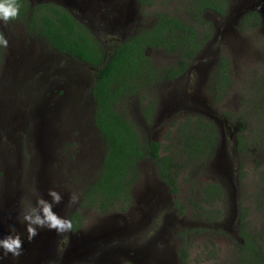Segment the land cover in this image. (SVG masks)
Segmentation results:
<instances>
[{
	"label": "rangeland",
	"instance_id": "1",
	"mask_svg": "<svg viewBox=\"0 0 264 264\" xmlns=\"http://www.w3.org/2000/svg\"><path fill=\"white\" fill-rule=\"evenodd\" d=\"M103 1L108 5L118 4L123 13L137 12L133 28L139 29L141 26H136L139 23L147 26L153 13L159 11L189 19L184 11L186 0H155L153 5L144 9L137 4L125 7L127 4L124 3L129 0ZM104 2L103 6L106 4ZM228 2V11L220 18L212 12H204L208 24L199 23L197 32L198 36L205 32L210 34L201 47H205L206 51L201 49L191 62L189 71L177 80L159 85L157 119L150 126H140L147 139L163 142L165 134L172 129L171 124H176L184 115L183 109L196 107L195 102L200 103L203 107L197 105L196 112L212 118L220 132L214 158L204 169L196 167L191 173L189 170L180 172L176 177V194L157 181L151 160H143L140 163L141 175L132 188L133 204L126 212L117 209L104 215L94 209H82L79 215L83 220L76 233L58 234L53 230L48 239V229H38L37 237L47 242L43 245L44 250L43 247L39 250L38 261L42 259L47 264H61L63 252L70 248L69 240L75 234L105 231L109 235L108 242H98L95 252L86 254L82 264H122L126 260L135 264H235L236 243L241 238L236 225L240 209L244 208L247 213L246 231H256L261 225L262 218L255 209L252 196L259 177L257 166L264 165V159L252 157V154L243 157L234 154L236 127L225 114L236 110L238 88L234 85L224 100L213 103L211 84L216 66L211 68L219 57L226 58L234 73V83L239 86L250 79L249 74L253 69L263 74L264 55L261 50L264 48V26L254 31L238 30L239 20L235 21L234 16L239 12L238 7L243 8L245 3H240L242 0ZM123 22L120 21V24ZM95 24L92 21L98 40L109 51L116 43L114 39L122 33V25L112 26L110 20L102 21L100 27ZM0 27V32L8 40L7 49L0 47L4 51L0 59V95L8 94L7 97L11 98V94H15L14 99L6 101L0 96V239L9 234V225L14 224L24 241L27 235L25 225L17 222L21 201L31 199L34 203V193H39L42 197L47 196L51 202L47 190L54 189L63 197L56 214L68 218L78 206V203H69V196L73 192L79 196L82 188L93 179L101 151L85 98L88 84L81 99H77L76 95V82L88 80L91 69L86 65L78 69L77 65L70 80L64 75H52L56 64L48 65L42 59L41 64L28 73L23 67L18 70L24 80L18 79L20 85L16 86L12 83L16 73L11 65L22 56L18 52L24 50L28 43H33L37 49L36 55H40L36 59L39 61L42 57H48L49 46L42 38L27 34L22 20L7 24L0 21ZM148 53L154 62L163 67L171 65L176 59L175 55L162 51ZM51 54L58 61L57 55ZM64 62L62 59L56 66L60 67ZM203 65L209 66L208 69L202 68ZM200 72L206 73L204 85L200 81ZM55 86L60 90L68 88L70 96L65 102L61 101L63 104L58 103L59 113H50V107L60 102L54 101L55 98L48 92L49 87ZM170 95L183 99L185 105L180 103L175 111L166 107ZM130 103V109L136 114L135 102ZM253 131L250 128L249 133ZM239 172H243L241 179H238ZM216 179L223 181L226 196L223 201H216L210 207V216H214L213 210L222 211L215 225L204 219L194 202L199 197V188ZM231 214L233 219L229 225L227 220ZM89 255L93 257L89 258ZM25 256L24 259L22 254L13 257L0 250V264H37L35 258Z\"/></svg>",
	"mask_w": 264,
	"mask_h": 264
},
{
	"label": "trees",
	"instance_id": "2",
	"mask_svg": "<svg viewBox=\"0 0 264 264\" xmlns=\"http://www.w3.org/2000/svg\"><path fill=\"white\" fill-rule=\"evenodd\" d=\"M137 1L141 7H150L155 0ZM228 1L186 0L184 11L188 20L165 11L154 12L150 27L136 30L106 51L97 36L61 6L39 3L30 7L28 0H18L20 17L9 23L22 20L28 34L42 38L51 48L98 66L88 92L93 102L90 119L97 131L101 158L95 176L82 188L78 206L69 216L72 233L81 226L83 217L79 212L82 209H94L106 215L117 209L126 212L131 207L132 188L141 175L143 160H151L157 181L176 194V177L180 172L189 170L191 173L196 167L204 169L214 158L220 142L217 124L191 108L183 109L184 115L176 124H171L172 129L165 134L163 142L147 139L140 126H150L157 119L159 85L187 72L199 55L210 35L205 32L197 36L199 23L208 24L204 12L210 10L222 16L230 6ZM260 26V15L253 10L240 18L237 28L254 31ZM106 31L107 28L104 33ZM148 51L166 52L176 59L163 67L154 62ZM261 51L264 55V48ZM2 52L0 50V59ZM262 68L263 74L253 69L250 79L239 86L234 83L229 60L219 57L212 74L213 103L224 100L234 85L238 88L237 108L225 116L236 127L235 151L242 157L252 154L264 159V66ZM130 101L135 102L136 114L130 109ZM250 128L253 133H249ZM257 167L259 177L252 197L262 221L256 231H246L247 213L244 208L240 209L238 229L242 241L236 243L235 264H264V165ZM239 173L238 179H241L243 172ZM198 195L194 205L204 219L210 223L220 219L222 211L213 210L214 216H210V207L225 199L223 181L216 179L202 185Z\"/></svg>",
	"mask_w": 264,
	"mask_h": 264
},
{
	"label": "flooded vegetation",
	"instance_id": "3",
	"mask_svg": "<svg viewBox=\"0 0 264 264\" xmlns=\"http://www.w3.org/2000/svg\"><path fill=\"white\" fill-rule=\"evenodd\" d=\"M125 1H127V0H125ZM103 2H104L103 0H30V7H33L34 5L39 4V3H51V4H56L57 6H61L62 8H64L69 13V15L73 19L79 21L82 25L88 27L90 29V31L93 34H95V36H97V34L94 31V29H93L92 21H93V23L96 22V24H95L96 27L98 25L100 26L102 21L106 22L108 20L111 21V25L112 26L114 24H116L117 27H120V25H122V28H121L122 33L120 34V36H118L119 38L114 39L116 43L114 44L113 48L116 47L122 41H124L127 37H129L131 33L135 32V30H139V29H141L143 27H150L152 25L153 21H154V18L153 19L151 18L149 20L150 22L148 21L149 23L147 24V26L139 25L140 24L139 23V24L136 25V26H141L139 29L138 28H133V27H135V22H134L135 21V19H134L135 18V14L137 13V12H133V13H129L128 14L129 17H128L126 22L125 21L123 22V24H120V22L116 23V22L113 21V19L116 18V17H119L120 16V12L119 11H121L118 8V4L108 5L106 2H104L106 4L103 6L102 5ZM240 3H245V5L243 6V8L238 7L239 12H236V15L234 16V20L235 21L240 20L242 15L249 11L248 8H253V9H255V11H257L259 13L260 18H261V25H262V28H263V26H264V0H242V2H240ZM124 4H127V5H125V7L131 6L132 4H134V5L137 4L138 6H140L137 0H129V2H126ZM142 8L144 9V8H147V7L144 6ZM87 10H89V12L85 13ZM206 11L214 13L219 18L222 17L221 15H219V14L213 12V11H210V10H206ZM227 11H228V9H227ZM181 17H182V15H181ZM89 18H90V20H89ZM91 19H94V20H91ZM107 23H109V22H107ZM194 25H196V24L194 23ZM24 28H25L26 33L28 34L26 26ZM225 31H226V29H225ZM227 31H228V29H227ZM197 36H198V34H197ZM49 47H47L48 48L47 49L48 50L47 51L48 57L47 58L42 57L41 59H39V61L36 60V59L39 58L40 55H36V50L37 49L35 48V45L33 43H28L25 47H23L24 50L18 52L19 54H22V56H20V58L18 60H15L13 62V64L11 65L12 71L14 73H16V76L14 78L12 77V83L14 85H16V86L20 85V82H19L18 79H23V76L22 75L20 76L18 70H20L23 67L25 72L28 73L29 70L36 69L35 67L38 66L39 64H41L40 62H41L42 59L47 61L46 63L48 65L50 64L51 66H53V64L57 65L58 63H60V61L62 59H64L65 62L60 67L55 65V70L53 71L52 75H55V74L56 75H62V76L64 75L66 78H69L70 80H71V77L73 75L72 72H73L74 68H76L77 65H78V67H77L78 69H79L80 66L86 65L89 69H91L92 73H91L90 77L88 78V80H84L82 78L83 80L80 79V80H78L76 82V87L78 88V91H77L76 95L78 96L77 99H81L80 96H82V93L84 91V87L86 86V84H88V86H87V88L85 90V98H86V101H87V105L89 107L88 111L90 112V116H91V114L93 112V102H92L91 94L88 92V90L91 89V87H92V83L94 81V73L97 70L98 66L93 67V66H91L89 64L81 62L78 59H74L73 57H71L68 54H61L56 49L51 48V47L49 48ZM112 49H110V50H112ZM202 49H203L202 51H206L205 47H203ZM51 52L53 53V55H57L56 58H58V61L55 60V57L52 56ZM2 54H4V51L2 52ZM71 61L74 62V63H71ZM69 62L71 63V65H69ZM43 64H44V62H43ZM216 65H217V62H213V66H212L211 69H213ZM205 67H206V65L202 66V68H205ZM208 67L209 66H207L206 69H208ZM190 68H191V66H189V69ZM69 69H70V72H69ZM189 69L187 71H189ZM209 72H210V70H209ZM200 74H201L200 75L201 76L200 77L201 84L204 85V81L205 80L203 78H204V75L206 73L205 72L204 73L200 72ZM53 77L56 78L55 76H53ZM174 80H177V78L174 79ZM202 86L199 85V87L204 88ZM206 88H207L208 92L210 93L209 88L205 86V89ZM67 89L68 88L63 87L60 90V87H58V86L49 87L48 92L50 93V95L52 97L55 98L54 101H56V100L60 101V102L54 103L53 108L50 107V109H49L50 113H53V112L59 113V110H58L59 105L63 104L62 102H65L67 100V98L70 96L69 95V91ZM11 95H12L11 98L14 99L15 94L12 93ZM0 96L2 97L3 101L11 100L10 97H7V96H9L8 94H1ZM182 96H183V93H182ZM183 101L184 100L183 99L181 100V98L180 99H178L176 97L173 98V96L170 95L169 98L166 100V105H167L166 107H169V108H171V110L175 111L176 110L175 107L177 105H180V103L183 104L184 103ZM58 103H60V104L58 105ZM79 104H80V102H79ZM183 105H185V104H183ZM197 105L203 107L202 104H200V103L198 104V103L195 102V106L196 107H197ZM163 107H165V106H163ZM196 107L190 106V107H186V109L191 108V109H193L195 111H198ZM36 113L38 114L39 111H36ZM91 124H92V122H91ZM93 129L95 130V133H96L97 131H96L94 126H93ZM92 144H94V143L92 142ZM233 151H234V154H237L235 149ZM233 207H234V205H233ZM231 212H232V210H231ZM239 215L240 214L238 212V218L236 220L237 231H239V229H238V226H239ZM68 219H69V215H68ZM228 219L229 220H227V223L230 225L232 223V219H233L232 214H231V216H228ZM215 222L216 221L211 222V224H215L216 225ZM235 233H236V231H235ZM240 241H242V240L240 239ZM25 254H24V257H25ZM37 256H38V253H36V256L34 257L36 259L35 261L37 262V264H43L44 261L42 259H39V261H38V259L36 258ZM92 257H93L92 255H89V258H92ZM0 261H2V260L0 259ZM126 261H129V260H126ZM126 261H124L122 264H124ZM130 262H132V264H135L133 261H130ZM44 264H47V263L44 262ZM86 264H92V263H86Z\"/></svg>",
	"mask_w": 264,
	"mask_h": 264
},
{
	"label": "clouds",
	"instance_id": "4",
	"mask_svg": "<svg viewBox=\"0 0 264 264\" xmlns=\"http://www.w3.org/2000/svg\"><path fill=\"white\" fill-rule=\"evenodd\" d=\"M20 7L18 0H0V21L5 24L17 20L20 17ZM0 47L7 49L8 40L0 32ZM47 194L51 197V202L44 199L41 194L34 193L35 202L31 199L21 201V209L17 216V222L24 224L27 233V239L31 241L37 234L38 229L47 228L55 230L58 234H64L73 230L71 219L57 215L53 210L54 204H60L63 197L60 192L54 189H48ZM79 196L73 192L69 196V203H78ZM23 241L16 226L9 225V234L0 239V250L3 254H11L13 257H19L22 254Z\"/></svg>",
	"mask_w": 264,
	"mask_h": 264
},
{
	"label": "water",
	"instance_id": "5",
	"mask_svg": "<svg viewBox=\"0 0 264 264\" xmlns=\"http://www.w3.org/2000/svg\"><path fill=\"white\" fill-rule=\"evenodd\" d=\"M120 12V16L116 17L113 19L114 22H120V21H125L129 17V13L125 12L123 13L122 11ZM43 198L47 200V196L43 195ZM63 201V200H62ZM61 201V203H62ZM60 204H54L52 210L56 213L57 209L59 208L58 206ZM47 239L50 236V234H53V230L48 229V232H46ZM26 239L23 241V252H22V259H24V254L34 258L36 256V253H39V250H42V247L45 243L41 239L37 237V235L29 241L27 239V235L25 236ZM109 238V235L105 233V231L102 232H96L92 231V233L88 234H75L73 238L69 240L70 248L65 250L63 252V258L61 260V264H82L85 259L86 254H90L92 252H95V247L98 244V242H105ZM108 242V241H107ZM106 243V242H105ZM44 250V247H43ZM26 251V252H25Z\"/></svg>",
	"mask_w": 264,
	"mask_h": 264
}]
</instances>
